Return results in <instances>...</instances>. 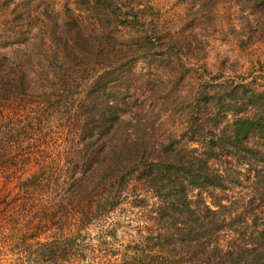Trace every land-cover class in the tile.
<instances>
[{
  "label": "rangeland",
  "instance_id": "374dc122",
  "mask_svg": "<svg viewBox=\"0 0 264 264\" xmlns=\"http://www.w3.org/2000/svg\"><path fill=\"white\" fill-rule=\"evenodd\" d=\"M0 60H12L13 65L34 60L41 69L38 76H30H37L34 93L11 91L5 118L28 101L43 114L36 124L24 120L27 112H21L22 124L16 127L9 122L6 128V119L0 121V136L17 142L14 148L0 147V212L13 214L9 220L15 218L19 228L29 222L52 227L56 219L48 205L53 190H45L42 179L51 174L54 157L67 158L69 141L81 142V124L73 127L68 120L69 104L81 105L91 91H63L54 79L62 67L73 68L80 80L100 78L109 108L101 109L103 129L118 126V117L130 124L132 138L148 144L176 138L185 144L197 119V125L215 127L219 135L224 127L230 130L226 121L235 117L229 115L217 127L205 115L215 109L204 97L226 99L234 93L231 105L237 109L245 107L251 93L264 92V0H0ZM10 67L7 73L14 72ZM40 76L56 89L41 88ZM10 93L5 92L4 99ZM246 142L255 148V156L242 159L218 149L223 162H212L231 169L224 183L228 191L219 195L222 204L229 203L222 212L229 218V230L217 234L221 245L242 239L254 230V222L264 228V140L250 136ZM189 147L206 150L195 142ZM38 182L40 188H34ZM205 198L217 206L218 199ZM153 201L150 198L148 205ZM134 205H119L112 217L142 220L144 207ZM97 225L88 231L92 237ZM235 226L243 235L230 232ZM47 234L42 233V244L49 242ZM125 234L124 229L118 231V236ZM99 256L84 252L80 264L99 262Z\"/></svg>",
  "mask_w": 264,
  "mask_h": 264
},
{
  "label": "trees",
  "instance_id": "16d2710c",
  "mask_svg": "<svg viewBox=\"0 0 264 264\" xmlns=\"http://www.w3.org/2000/svg\"><path fill=\"white\" fill-rule=\"evenodd\" d=\"M7 66L13 67L14 72L7 73ZM38 66L34 60L22 63L19 60L14 65L12 60H0V121L6 119V128L9 122L15 127L22 124L21 112H27L24 120L41 123L43 114L31 107L33 101L16 105L22 109L7 118L3 113L11 108L8 97L12 93L19 94L20 89L24 93L35 92L37 73L41 70ZM70 68L63 66V73L54 76L62 90L75 95L91 91L81 105L69 104L68 120L73 127L81 124V142L69 141L67 158L61 154L54 157L51 174L42 179L45 190H53L48 209L54 210L56 222L52 227L29 222L19 228L15 218L9 220L13 214L5 216L1 211L0 264H80L87 251L100 254L99 262L90 264H264V228L259 229L256 222L251 225L254 230L242 239L226 245L218 242V232L229 230L226 226L229 218L222 213L229 203L222 204L224 199L219 195L228 191L224 183L229 182L227 171L231 169L227 164H212L223 162L217 156L218 149L231 151L230 154L242 159L255 156V148L246 139L256 136L264 140V92L251 93L245 107L237 109L231 105L234 93L226 99L220 95L204 97L215 109L205 115L217 127L229 115L235 117L232 122L225 120L230 130L224 127L219 135L217 128L206 130L195 119L196 125L189 128L188 143L173 138L148 144L132 138L130 124L118 117L114 118L118 126L103 129L99 124L101 109L109 108L100 92L103 88L100 78L83 81ZM31 74L37 76L30 78ZM11 75L18 80L12 85L16 80ZM40 83L43 89H56V84L53 87L42 76ZM5 92H11L6 99ZM247 112L246 117L237 116ZM24 128L27 131L30 126ZM11 141L0 136V147L14 148L17 142ZM192 142L204 144L206 150L190 149ZM11 180L12 177L7 182ZM34 188H40L39 182ZM205 195L218 199L217 206L209 204ZM150 198L154 201L148 205ZM123 204L142 206L146 214L137 222L114 219L112 215ZM95 224L99 229L92 237L88 231ZM120 229L126 232L123 237L118 236ZM234 229L236 232H230L240 235L244 232L237 226ZM4 231L10 235H3ZM46 231L45 239L49 242L42 244L40 237Z\"/></svg>",
  "mask_w": 264,
  "mask_h": 264
}]
</instances>
